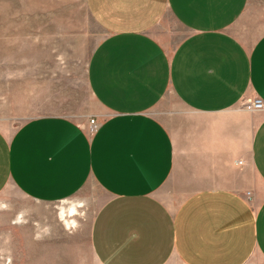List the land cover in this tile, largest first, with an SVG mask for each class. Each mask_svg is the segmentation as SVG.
Masks as SVG:
<instances>
[{
	"label": "crops",
	"instance_id": "1",
	"mask_svg": "<svg viewBox=\"0 0 264 264\" xmlns=\"http://www.w3.org/2000/svg\"><path fill=\"white\" fill-rule=\"evenodd\" d=\"M85 2L96 131L0 129L8 207L96 197L80 229L34 221L32 264H264V110L241 107L264 101V0Z\"/></svg>",
	"mask_w": 264,
	"mask_h": 264
},
{
	"label": "rangeland",
	"instance_id": "2",
	"mask_svg": "<svg viewBox=\"0 0 264 264\" xmlns=\"http://www.w3.org/2000/svg\"><path fill=\"white\" fill-rule=\"evenodd\" d=\"M101 37L85 0H0V129L9 134L31 117L51 114L85 126L90 119L97 122L86 70ZM86 199L85 206L75 198L38 204L15 195L13 207L0 200V264H32L35 220L60 218L71 228L66 221L75 224L69 218L78 212L77 228L87 225L97 202ZM76 204L83 206L61 216ZM17 217L26 222L17 224Z\"/></svg>",
	"mask_w": 264,
	"mask_h": 264
},
{
	"label": "built area",
	"instance_id": "3",
	"mask_svg": "<svg viewBox=\"0 0 264 264\" xmlns=\"http://www.w3.org/2000/svg\"><path fill=\"white\" fill-rule=\"evenodd\" d=\"M241 107L246 111H262L264 110V101L258 97L244 99L241 102ZM98 123L94 119H90L87 122L86 129L88 133L92 134L96 131ZM241 161H238V164H241ZM249 195V192L247 193Z\"/></svg>",
	"mask_w": 264,
	"mask_h": 264
},
{
	"label": "bare ground",
	"instance_id": "4",
	"mask_svg": "<svg viewBox=\"0 0 264 264\" xmlns=\"http://www.w3.org/2000/svg\"><path fill=\"white\" fill-rule=\"evenodd\" d=\"M75 212V209H74V207H71L69 210H67L65 213L62 211L61 213H62V215L61 216H71L73 213ZM20 218L21 217H17V219L15 220L16 221V223H19L20 222ZM67 222V225H69V226H71V227H73L75 224H74V222L73 221H70L69 223H68V221H66Z\"/></svg>",
	"mask_w": 264,
	"mask_h": 264
}]
</instances>
